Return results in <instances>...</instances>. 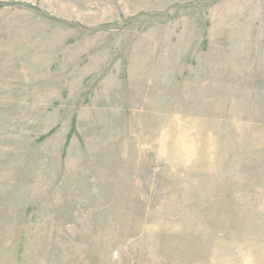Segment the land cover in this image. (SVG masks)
Wrapping results in <instances>:
<instances>
[{"label":"rangeland","instance_id":"obj_1","mask_svg":"<svg viewBox=\"0 0 264 264\" xmlns=\"http://www.w3.org/2000/svg\"><path fill=\"white\" fill-rule=\"evenodd\" d=\"M0 264H264V0H0Z\"/></svg>","mask_w":264,"mask_h":264}]
</instances>
